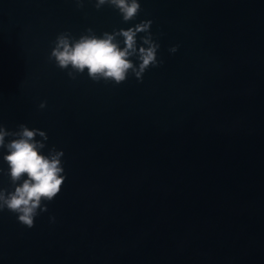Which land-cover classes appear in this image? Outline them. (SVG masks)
Returning a JSON list of instances; mask_svg holds the SVG:
<instances>
[{
  "label": "water",
  "instance_id": "1",
  "mask_svg": "<svg viewBox=\"0 0 264 264\" xmlns=\"http://www.w3.org/2000/svg\"><path fill=\"white\" fill-rule=\"evenodd\" d=\"M94 3L0 0V123L45 131L66 175L33 228L0 213V264H264V0H140L127 23ZM142 20L164 61L142 82L48 59L61 32Z\"/></svg>",
  "mask_w": 264,
  "mask_h": 264
},
{
  "label": "clouds",
  "instance_id": "2",
  "mask_svg": "<svg viewBox=\"0 0 264 264\" xmlns=\"http://www.w3.org/2000/svg\"><path fill=\"white\" fill-rule=\"evenodd\" d=\"M73 2L80 10L85 0ZM105 5L118 10L125 23L135 20L141 12L140 0H95L97 10ZM152 24V20H142L127 29H114L100 36L88 28L79 38L73 37L70 32H61L53 42L48 59L54 60L59 69L67 70L68 77L73 80L87 71L88 78L94 82L103 80L120 85L130 73L142 82L149 68L160 67L164 63L157 57L160 44L153 38ZM140 33L144 35L140 36L138 45L137 36ZM118 38H122L123 47ZM178 48L179 45H175L168 51L174 54ZM133 58L139 63H135ZM45 107L46 101L39 104L40 109ZM6 137L11 139L6 142ZM48 139L45 131L29 128L24 123L19 124L16 131H9L0 123V149L7 150L2 158L8 165L6 175L13 186V190L0 188V213L7 210L15 214L18 222L29 229L35 226V218L40 213L48 211L47 203L59 195L66 179L63 150L53 146L47 154L42 151ZM3 172L0 168V173ZM49 219L55 222L54 216Z\"/></svg>",
  "mask_w": 264,
  "mask_h": 264
}]
</instances>
